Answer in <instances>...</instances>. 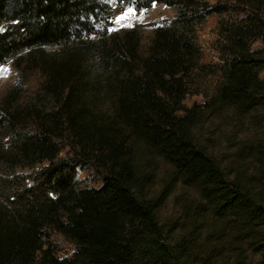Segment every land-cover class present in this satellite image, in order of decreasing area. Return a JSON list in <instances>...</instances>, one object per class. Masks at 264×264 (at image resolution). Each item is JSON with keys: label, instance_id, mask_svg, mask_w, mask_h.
Returning <instances> with one entry per match:
<instances>
[{"label": "trees", "instance_id": "obj_1", "mask_svg": "<svg viewBox=\"0 0 264 264\" xmlns=\"http://www.w3.org/2000/svg\"><path fill=\"white\" fill-rule=\"evenodd\" d=\"M158 1L177 13L155 29L144 55L137 29L109 30L108 0H0V67L24 52L78 45L69 74L81 67V51L94 54L98 83L112 101L106 121L84 102L75 107L81 83L73 77L61 106L68 150L62 155L43 128L16 144V156L0 151L7 160L0 159V172L14 177L5 189L0 184V264H264V50L251 47L264 39V0H233L232 8L207 0L114 3L141 11ZM231 10L244 16L222 33L220 82L206 101L187 107V80L206 68L197 27ZM224 119L258 133L239 137L232 129L225 154L218 153L203 140L204 125ZM138 146L168 166L160 187L137 159ZM9 157L42 166L19 176ZM84 166L99 176L98 188L82 186L77 169ZM174 184L194 197L178 203L176 196L178 211L162 216ZM48 230L74 244L70 258L45 248Z\"/></svg>", "mask_w": 264, "mask_h": 264}, {"label": "rangeland", "instance_id": "obj_2", "mask_svg": "<svg viewBox=\"0 0 264 264\" xmlns=\"http://www.w3.org/2000/svg\"><path fill=\"white\" fill-rule=\"evenodd\" d=\"M108 1L113 5L109 30L121 32L130 28L137 29L140 38V52L144 55L147 54L152 44L155 29L159 26H167L177 13L176 7H170L164 1L155 2L152 8L141 11H136L130 5H117L114 0ZM207 1L212 5L218 4L229 8L233 5V0ZM243 16V13L233 10L224 13L222 17L214 14L197 27V43L201 52V62L206 65V68L202 72H193V75L188 78L185 106L201 104L215 92L220 82L218 68L225 57L222 47L225 35L222 33L227 28L240 23ZM262 17L264 18V13ZM97 38L98 36L94 35L89 40L94 41ZM251 47L253 50H264V39H255ZM78 48V45H75L67 52H63L60 47L46 48L32 54L24 52L0 67L1 153L16 156L19 151L16 144L25 138L37 137L43 128L47 130L49 136L54 138L59 147L64 148L62 155L68 150V147H65L68 142V125L61 106L68 97L69 82L73 77L81 83L77 84L72 96V100L76 103L75 107H80V102H84L88 113L101 114L105 121L111 118V98L106 94L103 83H98L97 57L89 52L81 51L84 54L80 59L81 67L76 75L69 74L70 60H72V55L79 50ZM83 71L87 72L86 75L82 74ZM261 76L264 77V70ZM204 126L203 140H210V145H213L215 151L222 154H225L229 146L226 136L231 133L232 129L235 131L233 135L239 134V137L258 133L257 128H251L250 125L236 126L230 119L216 120L214 126L213 123L207 122ZM214 127L216 128L212 129ZM241 130L245 132L242 134ZM138 149L141 154L137 152L139 154L137 159L143 164L147 161L144 166L150 174L153 187H160L164 180H168V166L157 156H142L141 147L138 146L136 150ZM4 158L6 156H0V159ZM9 159L12 160L9 163V170L19 176H33L42 166L39 164L35 168L21 167L16 165L15 158L9 157ZM77 177L84 187L98 188L101 185L99 176L89 166L78 168ZM13 178L7 172H0V184H4L1 189H5L6 183ZM172 188L173 192L162 209V216H170L178 211L176 196L179 197L178 203L194 197V190L191 188H184L180 184H174ZM16 190L20 191V186H17ZM47 234L49 239L46 241L45 248L50 246L58 258L72 256L75 250L73 243L55 231L48 230Z\"/></svg>", "mask_w": 264, "mask_h": 264}]
</instances>
